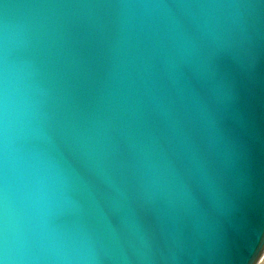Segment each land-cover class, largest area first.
I'll return each instance as SVG.
<instances>
[{"label": "water", "instance_id": "95a60500", "mask_svg": "<svg viewBox=\"0 0 264 264\" xmlns=\"http://www.w3.org/2000/svg\"><path fill=\"white\" fill-rule=\"evenodd\" d=\"M0 257L261 264L264 0H0Z\"/></svg>", "mask_w": 264, "mask_h": 264}, {"label": "snow or ice", "instance_id": "6c2138e0", "mask_svg": "<svg viewBox=\"0 0 264 264\" xmlns=\"http://www.w3.org/2000/svg\"><path fill=\"white\" fill-rule=\"evenodd\" d=\"M6 245L4 244V241L0 239V252H3ZM4 258L0 257V260H3ZM261 264H264V257L261 259Z\"/></svg>", "mask_w": 264, "mask_h": 264}, {"label": "clouds", "instance_id": "9594fccd", "mask_svg": "<svg viewBox=\"0 0 264 264\" xmlns=\"http://www.w3.org/2000/svg\"><path fill=\"white\" fill-rule=\"evenodd\" d=\"M0 264H7L6 259L0 260Z\"/></svg>", "mask_w": 264, "mask_h": 264}]
</instances>
